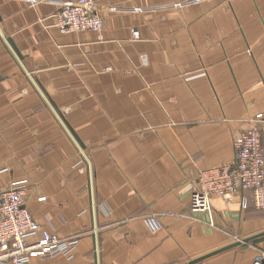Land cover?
Masks as SVG:
<instances>
[{
    "label": "crops",
    "instance_id": "obj_1",
    "mask_svg": "<svg viewBox=\"0 0 264 264\" xmlns=\"http://www.w3.org/2000/svg\"><path fill=\"white\" fill-rule=\"evenodd\" d=\"M68 1L0 0V190L26 179L40 228L79 238L30 264H251L250 194L208 215L188 190L257 114L264 147V0H93L102 29L60 33Z\"/></svg>",
    "mask_w": 264,
    "mask_h": 264
},
{
    "label": "built area",
    "instance_id": "obj_2",
    "mask_svg": "<svg viewBox=\"0 0 264 264\" xmlns=\"http://www.w3.org/2000/svg\"><path fill=\"white\" fill-rule=\"evenodd\" d=\"M35 3L38 0H28ZM179 4H176L178 7ZM93 0H73L62 4L53 15L60 33L100 31L103 17ZM133 36L138 38V33ZM142 62L145 63L144 56ZM262 114H257L248 127L233 139V160L221 166L207 168L197 174L189 187V209L209 215L210 198L218 196L225 202L238 196L245 208L250 194L252 204L264 212V147L261 143ZM27 180L12 181L0 190V264H30L32 257L41 261L55 256L71 259L79 238L60 239L40 228L26 208ZM149 224L154 217L147 218ZM212 225V222H208ZM251 264H264V252H258Z\"/></svg>",
    "mask_w": 264,
    "mask_h": 264
},
{
    "label": "water",
    "instance_id": "obj_3",
    "mask_svg": "<svg viewBox=\"0 0 264 264\" xmlns=\"http://www.w3.org/2000/svg\"><path fill=\"white\" fill-rule=\"evenodd\" d=\"M7 42L10 45L11 49L13 50V52L15 53V55L17 56V58L18 59H21V54L19 53V51L17 50V48L13 45L12 41L8 38L7 39ZM64 126L66 127V129L69 132V134L72 136L73 140H75V142L78 144V146H80L81 148L84 147L83 144H82V142L79 140V138L74 133V131L69 126H66L65 124H64ZM214 253H216V251L215 252H212L210 254H207V255H205V256H203L201 258L192 260V261L188 262V264H192L194 262H197V261L201 260L202 258H205V257H207V256H209L211 254H214Z\"/></svg>",
    "mask_w": 264,
    "mask_h": 264
},
{
    "label": "rangeland",
    "instance_id": "obj_4",
    "mask_svg": "<svg viewBox=\"0 0 264 264\" xmlns=\"http://www.w3.org/2000/svg\"><path fill=\"white\" fill-rule=\"evenodd\" d=\"M180 6H181V4H180ZM103 24H104V22H103ZM64 126V125H63ZM63 128H65L66 129V127L64 126ZM7 186H5L4 188H6Z\"/></svg>",
    "mask_w": 264,
    "mask_h": 264
}]
</instances>
